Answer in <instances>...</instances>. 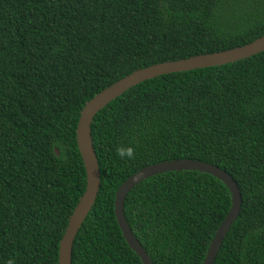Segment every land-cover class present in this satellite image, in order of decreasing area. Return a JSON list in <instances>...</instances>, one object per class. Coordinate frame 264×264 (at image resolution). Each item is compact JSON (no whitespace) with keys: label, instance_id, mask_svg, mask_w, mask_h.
I'll use <instances>...</instances> for the list:
<instances>
[{"label":"trees","instance_id":"obj_1","mask_svg":"<svg viewBox=\"0 0 264 264\" xmlns=\"http://www.w3.org/2000/svg\"><path fill=\"white\" fill-rule=\"evenodd\" d=\"M263 34L264 0H0V264H59L86 188L76 128L88 100L138 68ZM91 136L100 186L72 264H143L117 223L116 190L180 158L219 166L240 189L213 264H264V50L145 79L97 112ZM230 205L223 181L182 169L135 185L124 213L153 264H202Z\"/></svg>","mask_w":264,"mask_h":264},{"label":"water","instance_id":"obj_2","mask_svg":"<svg viewBox=\"0 0 264 264\" xmlns=\"http://www.w3.org/2000/svg\"><path fill=\"white\" fill-rule=\"evenodd\" d=\"M264 50V34L242 45L225 50L197 54L186 58L163 61L138 68L108 85L90 100L80 111L76 128V141L86 170V188L80 196L59 242V264H72L74 238L85 217L92 208L100 186V168L91 136V123L97 112L131 86L161 74L183 71L210 65H220L254 55ZM59 154L58 148H55ZM191 169L209 173L225 183L231 193V205L210 241L202 264H213L224 237L238 217L242 196L234 178L219 166L196 159L180 158L161 161L144 166L129 175L117 188L114 198V214L129 247L139 256L143 264H153L133 234L124 213V201L129 191L142 180L164 171Z\"/></svg>","mask_w":264,"mask_h":264},{"label":"clouds","instance_id":"obj_3","mask_svg":"<svg viewBox=\"0 0 264 264\" xmlns=\"http://www.w3.org/2000/svg\"><path fill=\"white\" fill-rule=\"evenodd\" d=\"M119 155L121 158H132L133 155V150L131 148H127V149H120L119 150Z\"/></svg>","mask_w":264,"mask_h":264}]
</instances>
